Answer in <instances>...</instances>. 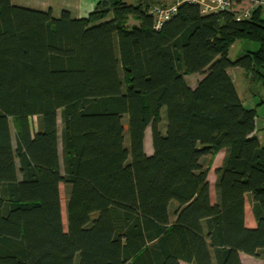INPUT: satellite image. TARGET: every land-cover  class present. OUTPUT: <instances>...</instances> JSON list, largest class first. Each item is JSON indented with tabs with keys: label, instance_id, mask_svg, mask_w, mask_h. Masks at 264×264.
<instances>
[{
	"label": "trees",
	"instance_id": "1",
	"mask_svg": "<svg viewBox=\"0 0 264 264\" xmlns=\"http://www.w3.org/2000/svg\"><path fill=\"white\" fill-rule=\"evenodd\" d=\"M159 3L99 0L74 18L0 0V264L264 256V145L228 73L264 86L262 11L182 2L155 29ZM239 39L258 48L231 60ZM221 149L212 204L205 157Z\"/></svg>",
	"mask_w": 264,
	"mask_h": 264
},
{
	"label": "crops",
	"instance_id": "2",
	"mask_svg": "<svg viewBox=\"0 0 264 264\" xmlns=\"http://www.w3.org/2000/svg\"><path fill=\"white\" fill-rule=\"evenodd\" d=\"M98 1L99 0H11V3L16 6L40 10V11H46L50 9L53 16L55 17L59 16L61 11L67 10L71 13L72 17L82 18V17H86L87 14L94 9ZM124 1L128 4H133L137 2V0H124ZM160 1L161 3H165L169 0H160ZM250 3H251V0H234L233 10L234 12H236L237 16H240L242 11L245 10L250 5ZM136 23L137 21L135 20H132V19L128 20V24H136ZM230 69H233V70L239 69V67H232L228 69V73L230 74L233 82L236 84L235 79L232 77L230 73ZM241 70L244 72L243 69ZM192 75H195V76H192ZM186 77H193L190 79L191 84L189 85L190 87L193 88L196 86V83L201 79L202 76L199 74L184 75L183 76L184 80L186 79ZM252 83H255V82H252ZM31 129L32 131L35 132L37 129V123L31 126ZM148 134L149 133L147 132V129H146L145 135H144V151L146 154L150 155L153 149H152V143H151V136ZM255 135L257 136L259 140L256 128H255ZM12 142H13V145H15V138L13 139V136H12ZM224 156H225V150L221 149L213 157H209L210 160H208L209 167H208V172H207V181L209 183V196H210V201L212 204L216 202L215 184H216L217 175L215 173V170L222 165ZM171 216H172L171 219H173L174 218L173 215ZM239 257H240L242 264H263L264 263L263 255H260L259 257H254V256H250V255L240 252ZM180 264H188V263L184 261H180Z\"/></svg>",
	"mask_w": 264,
	"mask_h": 264
},
{
	"label": "rangeland",
	"instance_id": "3",
	"mask_svg": "<svg viewBox=\"0 0 264 264\" xmlns=\"http://www.w3.org/2000/svg\"><path fill=\"white\" fill-rule=\"evenodd\" d=\"M257 48H258V45L256 42L245 40V39H239V40H236L231 45L228 51V57L231 60H234L238 56H241L248 51H254ZM240 70L241 68L234 69V70L230 69V73L236 81L237 91H238L239 96H241L242 98L244 106L246 108H251L255 110V128L257 130V134H258L261 144L264 145V101L263 102L261 101L263 98L264 88L261 82L252 83L249 80V76L251 75V73H245L242 70L241 71ZM192 76H195V75H192ZM191 78L193 77H186L185 82L187 85L191 84V81H190ZM162 116L165 117L164 109L161 111V120H163ZM36 120H37L36 117L29 118V122L31 126L36 124L37 122ZM10 126H11V133L14 139L16 128H15L13 118H10ZM57 126H58V132H60V129H61L60 110L57 113ZM147 132L149 133L148 135H150L149 128H147ZM60 149L61 147L59 143V152L61 151ZM205 160H209V157H205ZM172 204L176 205L175 202H172Z\"/></svg>",
	"mask_w": 264,
	"mask_h": 264
},
{
	"label": "built area",
	"instance_id": "4",
	"mask_svg": "<svg viewBox=\"0 0 264 264\" xmlns=\"http://www.w3.org/2000/svg\"><path fill=\"white\" fill-rule=\"evenodd\" d=\"M182 2L198 4L200 12L203 14L232 10L234 5V0H169L165 3L154 4L149 9L153 18V27L159 29L165 21L175 14L178 5ZM258 7L261 9L264 18V0H251L250 5L242 11L239 17L250 18L252 11ZM262 100L264 101V93Z\"/></svg>",
	"mask_w": 264,
	"mask_h": 264
}]
</instances>
